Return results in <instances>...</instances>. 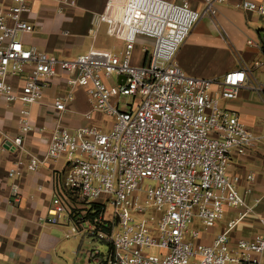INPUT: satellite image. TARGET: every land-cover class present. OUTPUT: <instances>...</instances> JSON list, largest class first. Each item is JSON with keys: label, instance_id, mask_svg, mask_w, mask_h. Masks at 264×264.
I'll list each match as a JSON object with an SVG mask.
<instances>
[{"label": "built area", "instance_id": "built-area-1", "mask_svg": "<svg viewBox=\"0 0 264 264\" xmlns=\"http://www.w3.org/2000/svg\"><path fill=\"white\" fill-rule=\"evenodd\" d=\"M27 1L0 2V95L23 106L13 145L27 155L26 164L15 162L8 177L19 176L24 167L36 173L43 165L65 161L63 194L53 199L49 215L53 220L65 215L73 235L84 233L109 246L106 255L90 251L89 264H259L264 231L230 245V233L252 211L245 196L253 194L255 181L253 173L245 177L243 195L242 179L230 169L234 158L245 157L261 138L220 106L221 100L238 98L248 70L231 71L218 82L189 77L175 61L195 25L204 17L215 18L227 0H204L202 12L187 1L107 0L88 33L96 39L105 26L109 38L124 43L123 51L92 47L72 60L24 45V36L35 31L24 19L31 12ZM62 4L74 7L76 2ZM240 7L264 18V1L243 0ZM139 37L153 45L143 50L144 64L134 66ZM255 68L264 69V62ZM63 75L67 92L54 100L55 110L64 113L74 100L73 90L81 87L91 106L87 118L102 114L111 127L107 132L97 126L71 131L57 122L45 156L28 155L25 138L34 131L28 107L42 99L51 79ZM113 76L114 87L109 85ZM120 77L125 78L121 84ZM11 79L21 83L20 93ZM255 88L264 97V86ZM120 97L131 99L125 109ZM13 196L19 202L18 194ZM78 200L84 210L75 215ZM253 201L257 206L264 196ZM94 205L101 213L90 220L88 215L97 212ZM106 205L113 209L108 217ZM240 208L244 211L226 223L211 245L196 244L206 231L189 230L194 220L207 229L223 221L228 210Z\"/></svg>", "mask_w": 264, "mask_h": 264}, {"label": "crops", "instance_id": "crops-1", "mask_svg": "<svg viewBox=\"0 0 264 264\" xmlns=\"http://www.w3.org/2000/svg\"><path fill=\"white\" fill-rule=\"evenodd\" d=\"M86 1L75 0L76 5L70 7L62 4L61 0H28L31 12L24 19L35 31L24 36V45L64 60L86 54L92 47L121 53L124 43L112 38L107 40L109 37L105 26L100 28L96 39L88 33L93 16L104 11L107 0H98V7L84 17L82 5ZM166 1L176 4L187 1L193 10L202 12L204 9V0ZM242 1L227 0L219 6L215 18H202L175 56L179 67L192 78L220 82L231 71L242 68L248 70V83L240 90L238 98L234 101H220L222 109L235 114L241 123L261 138L258 146L245 157L236 156L230 169L241 177L240 190L243 195L247 187L245 177L250 173L255 175L253 194L245 196L246 204L252 211L230 233L231 247L240 239H252L264 231V202L254 206L253 201L255 197L264 196V97L255 88L256 84L264 86V69L255 68L256 63L264 62V18L242 10ZM250 1L262 3L264 0ZM55 17L62 18V24H68L73 31L64 30L62 34L50 32ZM77 22L84 26L82 31ZM84 36L90 38L89 43H86ZM249 41L252 44H248ZM133 54L132 64L143 65L145 55L141 59L136 45ZM10 83L14 91L20 93L21 83L13 79ZM66 92L65 76L56 77L47 83L42 99L28 107L34 128L25 138V151L28 155L38 158L45 156L48 137L57 122L71 131L87 126H97L103 132L110 129V122L102 114L94 113L87 118L91 106L81 87L73 90L74 100L67 104L66 111L57 112L54 100ZM22 108L20 103H11L0 95V264H54L52 255L57 252L65 228L71 223L67 222L65 215L53 220L49 211L53 199L63 194L67 165L64 160H57L41 166L36 173L24 167L19 176L8 177L15 162H27V155L13 145L19 133ZM14 193L18 194L19 202H15ZM243 211L244 208L228 210L225 219L216 224L221 225L220 232L228 221L237 218ZM252 220H255V225ZM218 234L204 232L196 244L211 245ZM258 261L264 264V253L258 257Z\"/></svg>", "mask_w": 264, "mask_h": 264}, {"label": "rangeland", "instance_id": "rangeland-1", "mask_svg": "<svg viewBox=\"0 0 264 264\" xmlns=\"http://www.w3.org/2000/svg\"><path fill=\"white\" fill-rule=\"evenodd\" d=\"M59 1V0H56ZM63 0H61L62 2ZM41 2V1H40ZM98 0H87L83 5L82 8L84 9V17L88 15L90 10H95L98 7ZM32 5L35 7V1H33ZM40 5V4H39ZM101 14V13H99ZM67 18L68 16L65 15ZM62 18L55 17L52 21L50 32H53L54 34H62L64 30H70L73 31L72 28L68 26V24H62ZM66 23V22H65ZM77 25L80 26L81 31L84 29V26L81 25L79 22H77ZM100 28H104L100 27ZM100 30V29H99ZM86 43H89L90 38L87 36H84ZM101 38V37H100ZM140 38V37H139ZM139 38L136 42V48L141 55V51L144 48H148L149 51L152 49L153 41L145 38H141L142 40L139 41ZM107 40H110L107 39ZM113 40V39H111ZM134 56V54H133ZM133 58V57H132ZM141 59H144V54L141 55ZM117 83V77L113 76L112 79L109 82V85L114 87ZM114 97L116 96V91L114 90ZM120 108L125 109V105L131 103V99L128 97H120L119 99ZM150 185V184H149ZM77 203V209L74 212L75 215H79L83 212L84 204L81 201H76ZM106 213L107 217L109 215H112L113 209L111 205H106ZM251 213V212H250ZM252 223L255 225V220H252ZM69 226V227H68ZM65 228V232L63 233V236L61 238V245L59 246L56 253L52 255L54 264H88V253L92 251L93 249L98 250L101 254L106 255V253L109 250V246L103 243H100L97 240H94L93 238L85 235L84 233H78L76 235H73V225H68ZM72 226V227H71ZM221 225H215L214 227H210L205 229L198 220H194V223L188 227L189 230L196 228L199 230H203L206 232H214L215 234L221 233L220 232ZM69 235V238H66V236ZM188 241V239H186ZM150 254H156V250H150ZM56 256V258H55ZM56 262V263H55Z\"/></svg>", "mask_w": 264, "mask_h": 264}, {"label": "trees", "instance_id": "trees-1", "mask_svg": "<svg viewBox=\"0 0 264 264\" xmlns=\"http://www.w3.org/2000/svg\"><path fill=\"white\" fill-rule=\"evenodd\" d=\"M95 209H97V212L94 213V214H89L88 217H87L88 219L93 220L94 218L98 217V215L101 213L100 210H98V208L94 205L92 207V211L95 210ZM106 231H110V229H107Z\"/></svg>", "mask_w": 264, "mask_h": 264}, {"label": "water", "instance_id": "water-1", "mask_svg": "<svg viewBox=\"0 0 264 264\" xmlns=\"http://www.w3.org/2000/svg\"><path fill=\"white\" fill-rule=\"evenodd\" d=\"M124 80H125V78H124V77H120V78H119V81H118V82H119V84L123 83V82H124ZM122 81H123V82H122Z\"/></svg>", "mask_w": 264, "mask_h": 264}]
</instances>
